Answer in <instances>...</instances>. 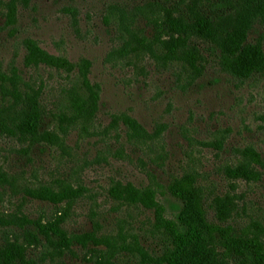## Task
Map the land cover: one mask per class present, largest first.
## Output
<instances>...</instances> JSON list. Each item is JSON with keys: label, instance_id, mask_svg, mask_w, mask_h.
<instances>
[{"label": "rangeland", "instance_id": "rangeland-1", "mask_svg": "<svg viewBox=\"0 0 264 264\" xmlns=\"http://www.w3.org/2000/svg\"><path fill=\"white\" fill-rule=\"evenodd\" d=\"M254 2L0 0V75L17 73L39 119L36 135L19 133L13 98L0 95V245L17 236L44 264H135L133 256L157 264L154 211L125 201L118 183L153 190L174 218L182 203L170 186L184 179L202 188L221 259L262 264L264 73H230L218 46L199 41L202 70L189 86L186 67L165 51L172 36L192 37L201 19L226 17L231 29L235 18L250 17L247 40L264 51V0ZM38 50L68 65L59 69ZM83 80L99 86L94 126H69L67 92L88 96ZM40 224L51 235L40 237L43 246L27 234ZM59 235L65 247L56 245ZM254 236L259 250L246 249Z\"/></svg>", "mask_w": 264, "mask_h": 264}, {"label": "trees", "instance_id": "trees-1", "mask_svg": "<svg viewBox=\"0 0 264 264\" xmlns=\"http://www.w3.org/2000/svg\"><path fill=\"white\" fill-rule=\"evenodd\" d=\"M254 1V3L258 4L256 0ZM259 5L261 8H264V5ZM202 9L203 7L201 11ZM229 18L230 17H226L217 20L207 19L203 21L201 19V21L197 23V26L194 27L195 29L192 37L182 36L178 38L172 36L170 38L171 40L166 43L165 51L168 60L171 63L174 60H180L182 66L184 68L186 67L188 73L187 83L189 86L196 82L202 70L200 62L201 54L197 45L199 41H211L218 46V49L224 57L223 60H226L228 57L226 63L228 69H230V73L234 72L244 77L251 76V74L264 73V51L262 50L261 43H256L253 46L250 45V42L247 40L250 17H247L243 22L237 21L235 18L232 21V29L226 27V23L231 21ZM38 52L47 63L55 64L59 69L60 67L66 68V65H68L66 59L55 58L40 50H38ZM19 80V76L16 72L9 76L6 74L0 75L1 99L3 100L9 95L14 100V106H12L11 109L19 116V119H21V122L18 124L15 123L16 120L15 122H11L12 125L15 126L16 131L34 136L37 134L39 119L34 115L30 116V114H32L31 112L38 114V110L35 109V103L29 99L28 94L25 96L22 93L23 91L19 86ZM84 85L87 90H89L88 96L81 94L75 87L67 92L72 114L68 117L65 116L64 120L67 121L69 126H94L96 109L98 106L99 94L97 90H99V86H89L87 81L84 82ZM93 89L97 90L93 91ZM113 118L116 123L117 118ZM123 120L125 124H128L129 120L127 118L123 117ZM133 127L136 128L137 126ZM246 151L250 160L254 161L253 157H255L257 162H260L259 156L254 150L248 149ZM245 167L246 165L244 164L242 168ZM240 170L246 175L253 174V172L251 173L246 170V168ZM186 181L188 180H177L171 183L170 186V189L176 186L175 191L178 189L177 191L182 203L179 212L174 218L165 217L163 209L156 200L155 193H153L151 189H138L132 184L118 183L119 189L117 190L120 195L124 196L123 199L125 201L134 206L154 211L153 231L161 238L159 256L156 258L157 264H231L230 261L221 259L217 245L210 236L212 222L208 220L207 212L204 207L205 202L202 188L196 185L191 186V183ZM175 191H173V193ZM30 195L34 198H41L47 201L55 200V202H58L60 200V195L53 192L46 193L32 190L30 191ZM0 226H5L3 217H0ZM43 230L44 227L40 224L35 233L31 234L27 232V234L36 242L42 244L40 237H43L47 241L51 238L50 233L46 232L45 234ZM227 230L230 231L231 229L228 228ZM233 232L234 230L231 233ZM55 233H59V228L55 230ZM233 237L234 236L231 235L230 240L234 243V240L237 239ZM58 239L59 242L56 245L60 248L65 247L67 240L60 235ZM257 240H260L259 237H252L246 249L254 248L259 250L257 247L260 246L261 243ZM137 247L138 250L141 249L140 245ZM142 254L144 253L141 252V255ZM133 257H135V264H137V257ZM102 259L107 261L105 262L106 264H110L111 259ZM138 261L139 264L148 263L143 258H139ZM261 261L262 264H264V260ZM0 264H44V262L28 257L24 244L20 242L17 236H14V240L6 239L5 242L0 245Z\"/></svg>", "mask_w": 264, "mask_h": 264}]
</instances>
